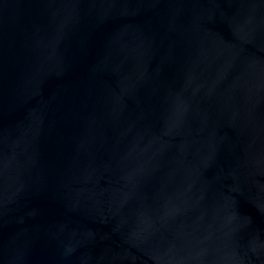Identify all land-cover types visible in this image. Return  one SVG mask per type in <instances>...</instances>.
Returning <instances> with one entry per match:
<instances>
[{
    "label": "water",
    "instance_id": "obj_1",
    "mask_svg": "<svg viewBox=\"0 0 264 264\" xmlns=\"http://www.w3.org/2000/svg\"><path fill=\"white\" fill-rule=\"evenodd\" d=\"M0 264H264V0H0Z\"/></svg>",
    "mask_w": 264,
    "mask_h": 264
}]
</instances>
